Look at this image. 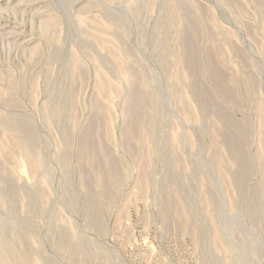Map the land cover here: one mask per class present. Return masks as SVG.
I'll list each match as a JSON object with an SVG mask.
<instances>
[{
	"label": "rangeland",
	"instance_id": "rangeland-1",
	"mask_svg": "<svg viewBox=\"0 0 264 264\" xmlns=\"http://www.w3.org/2000/svg\"><path fill=\"white\" fill-rule=\"evenodd\" d=\"M0 264H264V0H0Z\"/></svg>",
	"mask_w": 264,
	"mask_h": 264
},
{
	"label": "bare ground",
	"instance_id": "bare-ground-1",
	"mask_svg": "<svg viewBox=\"0 0 264 264\" xmlns=\"http://www.w3.org/2000/svg\"><path fill=\"white\" fill-rule=\"evenodd\" d=\"M13 34H14V33H13ZM2 251H3V250H2ZM2 251H1V252H2Z\"/></svg>",
	"mask_w": 264,
	"mask_h": 264
}]
</instances>
